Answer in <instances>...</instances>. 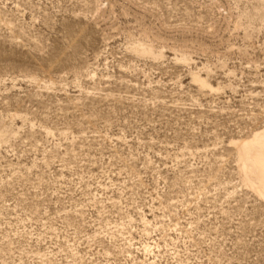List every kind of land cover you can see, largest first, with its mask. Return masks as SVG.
Here are the masks:
<instances>
[{"label": "rangeland", "instance_id": "374dc122", "mask_svg": "<svg viewBox=\"0 0 264 264\" xmlns=\"http://www.w3.org/2000/svg\"><path fill=\"white\" fill-rule=\"evenodd\" d=\"M261 127L264 0H0V264H264Z\"/></svg>", "mask_w": 264, "mask_h": 264}, {"label": "bare ground", "instance_id": "6f19581e", "mask_svg": "<svg viewBox=\"0 0 264 264\" xmlns=\"http://www.w3.org/2000/svg\"><path fill=\"white\" fill-rule=\"evenodd\" d=\"M136 50L147 52L143 45H138ZM192 77L201 87H211L199 74L195 73ZM1 136L0 131V138ZM230 142L236 148L242 182L264 199V127L255 129L250 135L232 139Z\"/></svg>", "mask_w": 264, "mask_h": 264}]
</instances>
